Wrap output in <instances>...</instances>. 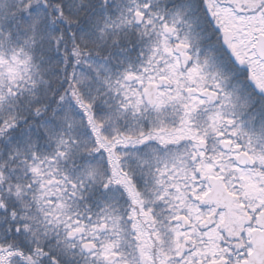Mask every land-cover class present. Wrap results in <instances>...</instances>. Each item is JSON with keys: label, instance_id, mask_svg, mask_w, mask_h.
Wrapping results in <instances>:
<instances>
[{"label": "snow or ice", "instance_id": "1", "mask_svg": "<svg viewBox=\"0 0 264 264\" xmlns=\"http://www.w3.org/2000/svg\"><path fill=\"white\" fill-rule=\"evenodd\" d=\"M0 264H264V0H0Z\"/></svg>", "mask_w": 264, "mask_h": 264}]
</instances>
